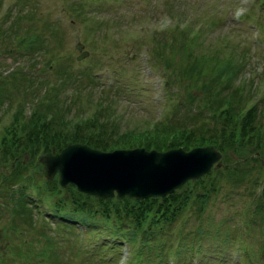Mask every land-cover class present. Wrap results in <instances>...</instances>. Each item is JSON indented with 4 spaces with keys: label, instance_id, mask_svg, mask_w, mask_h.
<instances>
[{
    "label": "rangeland",
    "instance_id": "rangeland-1",
    "mask_svg": "<svg viewBox=\"0 0 264 264\" xmlns=\"http://www.w3.org/2000/svg\"><path fill=\"white\" fill-rule=\"evenodd\" d=\"M78 1H82L83 5L76 11V6L70 5ZM20 9L29 12L31 16L19 13ZM245 12L246 15L243 16ZM46 18L54 25H47L43 21ZM10 20L17 27L18 35L15 36L17 42L5 31L0 37V95L4 97L0 105V125L7 121L8 113L13 107L10 102L18 89L13 85H21L25 76L29 75H21V72L31 68L34 70L37 60L33 55L38 58L41 56L35 47H31V52L21 56L12 46L14 43L16 46L22 45V40L30 39L36 29L46 35L50 44L55 42V39L59 42L60 46L54 49L63 47L62 52L57 51L55 67L64 70L73 83H81V88L84 89L81 101L84 94L88 93L90 99L86 101L95 102L96 98L99 99V94L106 89L99 86L96 79H104L105 83H110L113 79L112 84L117 87L114 90L109 88L107 96L111 98L109 101V96L106 99L111 107L110 118L114 114L117 116L116 122L112 123L115 124L114 132L126 131L122 138H115L114 144L125 145L139 141L155 118L163 116L164 113L172 114L169 105L175 97L177 98L176 95L181 103L178 115L185 121L190 117H186L183 112L188 115L194 113L195 117L202 114L195 111L203 101L206 102L214 95L226 98L236 83L241 91L240 101L255 99L258 106L261 99L264 101V18L256 0H0V29L8 25ZM175 21L193 23L199 32L201 31L190 48L179 47L182 44L179 30L170 32V24ZM145 29L158 30L153 37L159 40V49L164 58L169 60L170 84L164 89V93L161 88L162 75L154 67L157 55L151 57L148 53L152 50L153 41L144 40ZM30 30L34 32L30 33ZM162 32L166 35L163 36ZM77 39L81 44L74 47L73 43ZM82 48L86 53L78 59L84 60L76 62L75 59ZM186 51L190 52L187 56ZM86 62L90 63V66L98 62L95 77L86 70H72ZM161 63L163 64V59ZM175 65L184 74L174 76L171 67ZM197 66H202L203 75L194 70ZM219 68L222 69L221 76H217ZM43 72L44 76L48 77L55 73L56 69L53 73L48 70ZM9 76L13 77L10 81L6 79ZM203 78L209 79V84L204 89L201 85ZM198 81L200 86L195 85ZM185 86L187 91L183 89ZM73 89L75 88L69 85L60 92V95L68 93L70 105L75 104L71 101L74 98L69 93ZM207 92L209 98L204 96ZM179 120L180 118L175 123L176 126L170 129L171 133L160 126L153 133L154 138L158 140L189 137L177 127ZM186 123L189 124V121ZM261 123L263 124V121ZM234 124L230 122L231 130L236 127ZM198 131L199 128H195V132ZM145 137L146 135L144 141ZM203 144L206 143L191 146ZM210 144L219 151V163L215 165V159L209 168L222 166V152L214 143ZM51 148L47 151L59 150ZM231 148L228 146L227 149ZM242 148L244 152H249L246 144H243ZM234 149L230 150L228 156L226 154V159L238 154L239 149ZM41 151L43 150L38 152ZM29 154L21 153L19 161L24 166L20 168V172L27 173L28 170L34 183V176L43 175L42 164L37 157L33 163ZM249 160L251 158H247L246 162L249 163ZM259 160L257 157L253 162ZM9 169L7 161L0 160V170L6 173ZM201 174L195 177H200ZM53 176H56V173ZM219 177L213 180L217 188L209 190L210 196L205 204L202 195L188 196L183 200L178 217L181 218L180 233H184L182 236L186 238V243L194 241L195 237L198 238L199 247L195 250L197 264H242L243 260L249 264L247 250L254 246L259 249L255 250L250 264H264V233L261 237L262 243L258 241L263 231V226L259 228L258 224L262 225L264 219L260 218L256 210L258 215L251 223L249 217L253 212L249 209V213L246 212L248 224L247 220L246 223L242 220L241 206L245 204L242 200L249 197V180L244 183L239 179L233 181L228 174H220ZM65 185L64 190L55 192L52 196L60 197L62 202L67 203L68 191ZM30 192L33 194L32 190ZM2 193L0 264H114L116 256L119 259L118 264H134L128 257V245L125 247L124 239L118 245L111 246L114 242L112 237L102 235V229L95 227L99 225L98 218L89 224L80 220L83 224L77 225L76 231L70 224H65L56 217L52 219L48 214L42 215V209L34 211L32 207L31 219L25 217L23 213L26 211L21 209L19 215L15 212L18 215L16 225L10 226L7 219L12 200L5 192ZM16 204L13 203L14 208ZM43 209L46 211L47 207ZM49 209L48 207V211ZM199 213L201 218L197 223L195 216ZM156 222L162 225L163 231L149 243L150 251L146 249L143 253L147 259H138L135 264H155L154 260L159 255L156 253L160 251L157 247H160L162 241L167 248L161 247V256L164 258L160 264H165L166 258H172L175 264H188L189 253L183 256L180 252V255L173 257L168 252V245L172 244L169 231L172 221L161 219ZM83 225V240L78 242L76 234L81 233ZM105 241L109 244L103 248L100 243Z\"/></svg>",
    "mask_w": 264,
    "mask_h": 264
},
{
    "label": "trees",
    "instance_id": "trees-1",
    "mask_svg": "<svg viewBox=\"0 0 264 264\" xmlns=\"http://www.w3.org/2000/svg\"><path fill=\"white\" fill-rule=\"evenodd\" d=\"M256 1L258 6H260L261 16L264 18V0ZM82 5V1H78L76 3L72 2L70 6H76V11H79ZM19 13H23L24 16H31L29 12H25L21 9ZM4 15H6V13ZM245 15L246 12L244 13V16ZM43 21L46 22L47 25H54L50 19L46 18L43 19ZM170 25V32H175V30L180 31L182 44H180L179 47L184 49L190 48L191 44L195 42V38H198L199 34H201V31L199 32L193 23H178L175 21ZM4 31L8 32L9 36H13L14 42H17L15 38V36L18 35V33H16L17 27L12 24L11 20L8 25L0 29V37L4 35ZM33 32V30H30V33ZM157 33L158 30L145 29L144 40L153 41L152 50L148 51V53L151 57L157 55V57H155L154 67L162 75L161 88L164 93V89L170 84L171 72L168 68L169 60L164 58L162 51L159 49V40L153 37ZM162 35L165 36L166 34L162 32ZM22 41V45L16 46V43H14L12 49L17 50V52L21 53V56H24L31 52V47H35L37 51L40 52L39 54H41V56L38 58L36 55H33V53H30L35 56L37 60L36 66L34 70L31 68L30 70L27 69L26 72H21V75L29 74L25 76V81L21 85H13V87L18 88L15 96L12 98L13 101L10 102L13 104V107L8 113L7 121L0 125V160H3V162L7 161L8 165H10L8 172L3 173V171L0 170V194H4L2 192H5L8 198L12 200L9 206L10 215L7 219L10 226L16 225V218L20 214L21 209L26 211L23 215L31 219L32 214L30 210L32 207L37 210L36 206L30 204L33 198L39 204H45L44 207H47L45 214H48V217L52 219L56 217L65 224L71 225L73 221H82L89 224L98 218L99 221H97V224L99 225L95 227L102 229L101 233H112L117 239L118 237H124L129 242L128 257L132 259L135 264L138 259H147V256H144L143 253L146 249L150 251L149 243L152 242L154 240L153 238L157 235L159 237V234L163 231L162 225L156 222L163 219L166 222L172 221L169 231H171L170 238L174 239V242L168 245V252H170L173 257L174 255L177 256V254L180 255V252H182L184 256L194 248L193 245L196 237L194 241L186 243V238L182 236L184 233H180L179 231L181 218L178 219V217L181 213L182 202L188 196L194 197L202 195L205 204L208 196H210L209 190L217 188L213 180L220 178V174H228L233 181L239 179L241 183L249 180V197L242 200L245 204L241 206V211L243 213L242 220L244 223H246V212H248L249 209L253 212V215L249 217L251 223L255 216L258 215L256 214V210L259 212L260 218L262 220L264 219L263 99L259 102L260 106L255 103V99L240 101L239 95L241 91L239 90L238 83H236L232 86L233 89L226 98H220L216 95L209 100L204 98L207 101H203L195 111V113L201 112L202 114L195 117L194 113L188 115L183 112L186 117H190V119L187 120L189 121L188 124L183 117L178 115L181 103L178 95H176L177 98L175 97L171 102L172 104L169 105L172 109V114L167 115L164 113L163 116L155 118L152 125L146 130L145 141L144 135L139 141H136V143L125 145L123 143L114 144L115 138H122L126 132H114L115 124L112 125V123L116 122L117 116L114 114L113 117L110 118L111 107L106 100L109 96H107L108 90H110L109 88L112 87L114 90L117 86L114 87L115 85L113 84L103 86L98 83L99 86L106 88L99 94V99L96 98L95 102H87L86 100H89L90 96L86 93L81 101V94L84 91V89L81 88L83 87L81 83H73L74 81L67 77L68 74L64 70L55 67L56 56L58 54L57 51L59 50L62 52L63 48L61 46L59 49H54L60 46L59 42L55 39V42L50 44L46 35L38 29H36V33H34L30 39ZM187 54L189 55L190 52L186 51V56ZM28 57L31 56H27V58ZM147 59H149V57ZM162 59L163 64L161 63ZM89 67L88 64H84L77 69H72V67L71 69L80 71L86 70L90 74ZM201 68L202 66H197L194 70L203 75L204 72ZM54 69H56L55 73H53ZM43 70L51 71L53 74L45 77ZM171 71L174 76L184 74L180 72L177 65L171 67ZM221 72L222 69L219 68L217 70V76H221ZM12 78L13 77L9 76L6 79L10 81ZM0 80H2V78H0ZM208 84L209 79L203 78L201 83L203 89L206 88ZM69 85L75 88L69 92L71 93V97L74 98L71 100L75 102L74 105L69 104L70 101L68 100L70 96L68 93H66V95H60V92ZM195 85L198 86L199 81L195 82ZM38 86H41V88H38ZM186 88L187 86L183 87L184 91H187ZM209 92L205 93L204 96L209 98ZM27 97H29L28 100ZM110 98L111 96H109L108 101ZM259 100L258 97V101ZM2 101H4V97L0 95V105ZM162 108L164 109L163 106ZM179 118L180 120L177 127L184 132L185 136L189 137L177 139L171 137L158 140L154 138L153 133L157 131L160 126H162L164 130L173 129ZM229 119L231 123H235L234 125L236 127L233 130H231L232 126H230V122H228ZM262 121L263 124L261 123ZM195 128H199V131L195 132ZM130 132L131 131H129V133ZM71 141L85 142L93 147H99L101 149L130 147L132 145H142L146 148L155 147L157 149L176 145L188 148L192 144L210 142L214 143L222 152L224 164L219 167L209 168L205 173L201 174L202 176L200 177L186 179L182 184L169 192L161 195H148L140 199L126 195H122L118 198L114 195L98 198L95 194H88L80 191L76 189L73 183L67 182V186H65L68 191V202L64 203L59 199L60 197L54 198L52 196L53 193L64 190V186L56 182V176L46 178L39 174L33 177V183L30 179L31 174L28 173V170H26L28 174L23 171L20 172V168L23 167L24 164L22 165L19 160L21 159V153L26 152L27 154L30 153L29 158L35 163L38 151H46L50 147L58 149L60 146ZM243 144L247 145L249 152H244L242 148ZM228 146H231L233 150H235L234 147L239 150H237L238 154L236 156L226 159V154L228 156L231 150L227 149ZM256 156L260 160L254 163L253 161L257 158ZM247 158H251L252 162L251 160H249V163L246 162ZM31 190L33 194H31ZM13 203H17L15 208ZM0 204L2 205V201H0ZM48 207L50 208L49 211ZM15 212H17L18 215L15 214ZM200 218V213L195 216L197 223L200 221ZM153 219H155V221ZM244 223H242V228ZM261 223L262 225L259 226L258 224V227L261 228V226H263V235L264 220ZM104 245V243H100V246ZM112 245L115 246L116 243H112ZM186 245L187 248L185 249ZM161 247L167 248V246L164 245V241L161 242L160 247H157V249L161 251ZM197 247H199V242ZM257 248L258 247L254 246L247 250L249 262ZM160 251L156 253V255H159L154 260L155 264H160L164 258H162ZM141 263L144 262L141 261ZM246 263L243 261L242 264Z\"/></svg>",
    "mask_w": 264,
    "mask_h": 264
},
{
    "label": "water",
    "instance_id": "water-1",
    "mask_svg": "<svg viewBox=\"0 0 264 264\" xmlns=\"http://www.w3.org/2000/svg\"><path fill=\"white\" fill-rule=\"evenodd\" d=\"M81 43L76 42L79 47ZM86 53L84 50L80 53ZM219 151L210 143L189 148L163 149L142 145L101 149L85 142H67L58 151H41L37 158L47 178L59 185L71 182L86 193L102 198L122 195L140 198L168 192L189 177L207 171Z\"/></svg>",
    "mask_w": 264,
    "mask_h": 264
}]
</instances>
